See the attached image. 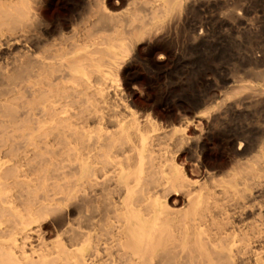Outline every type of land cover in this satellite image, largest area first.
I'll return each instance as SVG.
<instances>
[{
	"label": "bare ground",
	"instance_id": "1",
	"mask_svg": "<svg viewBox=\"0 0 264 264\" xmlns=\"http://www.w3.org/2000/svg\"><path fill=\"white\" fill-rule=\"evenodd\" d=\"M40 1L0 0V264H264V101L218 100L222 114L194 119L206 130L191 140L137 116L114 83L128 53L159 54L183 12L217 0H79L52 25ZM216 125L219 158L179 165Z\"/></svg>",
	"mask_w": 264,
	"mask_h": 264
},
{
	"label": "rangeland",
	"instance_id": "2",
	"mask_svg": "<svg viewBox=\"0 0 264 264\" xmlns=\"http://www.w3.org/2000/svg\"><path fill=\"white\" fill-rule=\"evenodd\" d=\"M40 1V0H39ZM49 3H48V2ZM79 0H41L40 1V9H39V17L42 18V15L44 16L42 18V21L45 22L46 24H53V22L55 23H59L58 21L62 22V19L64 17V14L62 13V5H74L75 3H77ZM220 1L222 2H226L225 5L223 4V2L220 4ZM247 1V2H246ZM250 1V2H249ZM253 1V2H252ZM256 1V3H255ZM259 1V2H258ZM59 2V3H58ZM61 2V3H60ZM218 3H216L214 5L213 3V7L210 6H206V7H202L199 8V10L195 11L193 10L192 12L194 13H187V12H183V21H180V24L178 23V26H176V28H173L172 31L170 32L168 35L164 36L161 39V43L159 45V43L157 44L155 42V44L159 45L162 47V50L159 54H152L150 53L148 50H144L139 54L138 56H135L133 53L130 54L128 53V57L125 58V67H123L122 69H120L118 71V73L115 74V87H116V92L118 94V96L121 98L122 97V101L125 104H128V106H132L131 108L137 112V116L139 115H146L148 116L150 119H152L153 121L158 122L159 124H162L161 126L167 127V126H174L176 127L178 130H184V134L186 135V137H188L189 139H194L193 137H195V135L197 136L198 133L200 132H204L206 129L205 127L200 124H196L194 119H206L209 117H218V115L222 114L219 109L217 104H219L218 100H220L221 102H227L228 101H232L229 104L230 105H234V102H238V100L243 99L242 96L245 94L247 97L250 95V99H252V96L254 97L255 95V99L256 100H261L264 101V82L258 78H255L254 76L256 75L255 73H262L264 71V29L263 28H259L258 26L262 25L264 23V15L262 16L261 14H264V4H262V2L264 3V0H241L238 2H236V0H217ZM234 2V3H233ZM243 2V3H242ZM246 2V3H244ZM249 2V3H248ZM252 2V4H251ZM45 3V4H44ZM231 3V4H230ZM237 3V4H236ZM44 4V5H43ZM49 4V5H48ZM52 4V5H51ZM235 6H232V5ZM240 4V5H239ZM242 4V6H241ZM223 5V6H222ZM231 5V6H229ZM242 8H240L239 6ZM257 5V6H256ZM261 5V6H258ZM263 5V8H262ZM216 6L218 9L216 8ZM222 6V7H221ZM225 6V7H224ZM228 6V7H227ZM254 6L256 10H254V8L252 7ZM57 7V8H56ZM58 7H60L58 9ZM230 7H234L232 9H230ZM237 7V8H236ZM250 7V8H248ZM258 7V9H257ZM46 8V9H45ZM213 10H212V9ZM224 8H229V9H224ZM253 8V9H252ZM58 9V10H57ZM208 9V11L206 12V10ZM218 9V11H217ZM237 9V10H236ZM241 9V10H240ZM244 9L246 11H244ZM230 10V11H229ZM240 10V11H239ZM243 10V11H242ZM253 12H252V11ZM199 11V13H198ZM210 11V12H209ZM236 11V12H235ZM248 11V12H247ZM41 12V14H40ZM203 12V13H202ZM229 12H233V18L230 17L229 18H222V14L223 13H229ZM242 12V14H241ZM252 12V13H251ZM211 13H214L211 14ZM216 13V14H215ZM238 13V14H237ZM247 13V14H246ZM260 15H259V14ZM192 16H191V15ZM208 14V15H207ZM235 14V15H234ZM246 14V15H245ZM254 14V15H253ZM257 14V15H255ZM57 15V17H56ZM61 17H60V16ZM186 15V16H185ZM188 15V16H187ZM204 15V17H203ZM212 15V16H211ZM242 15V16H241ZM249 15V16H248ZM194 16V18H193ZM219 16V17H218ZM239 16V17H237ZM245 16V17H244ZM251 16H253L252 18H250ZM259 16V17H258ZM189 17V18H186ZM192 17V18H191ZM198 19H197V18ZM206 17V18H205ZM212 17V19H211ZM248 17V18H247ZM257 17V18H256ZM261 17V18H260ZM60 18V20H59ZM193 21H191L190 20ZM203 18V20H202ZM217 18V19H216ZM243 18V20H242ZM250 18V19H249ZM260 18V22L258 20L255 21V19ZM45 19V20H43ZM58 21H56V20ZM192 22H190L189 20ZM198 23H197V21ZM205 19H207L208 21H210L209 23H205ZM224 19V20H223ZM238 19V20H237ZM248 19V20H247ZM254 19V20H253ZM49 20V21H48ZM51 20V21H50ZM195 20V21H194ZM216 22H215V21ZM223 20V21H222ZM247 20V23L245 24ZM48 21V23H47ZM189 21V22H188ZM219 21V22H218ZM228 21V22H227ZM242 21V22H240ZM250 21V22H249ZM254 21V22H253ZM258 21V22H257ZM183 22V23H182ZM203 22V24H202ZM212 22V23H211ZM226 22V23H224ZM230 22V23H229ZM233 22V23H231ZM238 22V23H236ZM257 24H256V23ZM186 23V24H185ZM196 26H195V24ZM214 23V24H213ZM216 23V24H215ZM220 23H222L220 25ZM184 24V25H183ZM233 24V26L231 25ZM255 24V25H254ZM192 31H190L188 28ZM195 26V31H193L192 27ZM199 25V26H198ZM205 25V27H204ZM207 25V26H206ZM211 25V26H210ZM216 25V27H215ZM220 25V26H219ZM228 25V27H227ZM244 25V27H243ZM247 25V26H246ZM250 25V26H249ZM264 25V24H263ZM185 26V27H183ZM219 26V27H218ZM226 26V27H225ZM230 26V27H229ZM232 26V27H231ZM239 26V27H237ZM254 26H257L256 28ZM218 27V28H217ZM223 27V29H222ZM249 27V28H248ZM252 27V28H251ZM262 27V26H261ZM181 28V29H179ZM186 30H185V29ZM201 28V31H200ZM208 28V30H207ZM210 28V29H209ZM226 28V29H225ZM243 28V29H242ZM245 28V29H244ZM248 28V29H246ZM255 28V29H254ZM205 29V30H204ZM213 29V31H212ZM217 29V30H216ZM252 29V30H251ZM258 29V30H257ZM260 29V30H259ZM180 30H182L180 32ZM186 33H185V31ZM227 30V31H226ZM229 30V31H228ZM257 30V31H256ZM263 30V31H262ZM190 31V32H189ZM212 31V32H211ZM225 31V32H224ZM234 31V32H233ZM253 33H252V32ZM181 34H180V33ZM189 32V33H187ZM199 32V33H198ZM201 32V33H200ZM205 32H207L208 34H206ZM216 32V33H215ZM219 32V33H218ZM238 32V33H237ZM249 32V33H248ZM256 32V33H255ZM263 32V33H262ZM174 35H173V34ZM185 36H184V34ZM242 33V34H241ZM255 33V35H254ZM259 33V34H258ZM176 34V35H175ZM194 34V35H193ZM196 34V36H195ZM198 34V35H197ZM200 34V35H199ZM204 34V35H203ZM206 34V35H205ZM224 34V35H223ZM192 35V36H191ZM204 36V37H200V36ZM181 36V37H180ZM183 36V37H182ZM186 36L188 38L191 37L192 41L190 38H188L186 40ZM200 38H199V37ZM212 37L211 38H209ZM216 36V37H215ZM179 39H177V38ZM185 37V38H184ZM195 37V38H194ZM176 38V39H175ZM198 38V39H197ZM203 38V39H202ZM208 38V39H207ZM173 39V40H172ZM167 40V41H166ZM178 40V41H176ZM184 40V41H183ZM189 40V41H188ZM196 40V41H195ZM200 40V41H197ZM158 41V42H159ZM166 41V42H165ZM169 41V42H168ZM172 41V42H171ZM176 41V42H175ZM186 41V42H185ZM209 41V42H208ZM211 41V42H210ZM215 41V42H214ZM220 41V42H219ZM222 41V42H221ZM174 42V45H173ZM182 42V43H181ZM184 42V43H183ZM188 42H192V43H188ZM197 42V44L195 43ZM201 42V43H200ZM166 43V44H165ZM180 43V44H179ZM207 44L205 46V44ZM218 43V44H217ZM153 44V43H152ZM163 44V45H162ZM170 44V46H168ZM172 44V45H171ZM179 44V46H178ZM184 44V47L183 45ZM186 44V45H185ZM187 44H188V48H187ZM196 44V45H195ZM200 44V45H199ZM203 44V45H202ZM212 44V45H211ZM154 45V44H153ZM167 45V46H166ZM176 45V46H175ZM190 45V46H189ZM198 45V46H197ZM163 46H165V50L163 48ZM173 46V47H172ZM193 46V47H192ZM197 46V47H194ZM201 46V48H200ZM210 48H209V47ZM167 47V48H166ZM172 47V48H171ZM178 47V48H177ZM187 49H186V48ZM199 47V48H198ZM204 47V48H203ZM174 48V49H173ZM177 48V50H176ZM193 48V49H192ZM197 48V49H196ZM149 49V47H148ZM180 51H179V50ZM185 50V51H184ZM210 50V51H209ZM168 51V52H167ZM172 51V52H171ZM178 51V54H177ZM188 51V52H187ZM201 51V52H200ZM208 51V52H207ZM145 52V53H144ZM167 52V53H166ZM185 54H183V53ZM190 52V53H189ZM193 52V53H192ZM200 54H199V53ZM210 52V53H209ZM143 53V54H142ZM162 53V54H161ZM148 54V55H147ZM166 54V55H165ZM180 54V55H179ZM192 54V55H191ZM203 54V55H202ZM145 55V56H144ZM176 57H175V56ZM140 56H142L143 58H141ZM156 56V57H155ZM167 56V57H166ZM178 56V60L176 59ZM180 56V57H179ZM132 57V58H131ZM146 57V58H145ZM152 57V58H151ZM173 57V58H172ZM182 57V58H181ZM135 58L138 61V64L136 65L137 61H134ZM139 58H140V62H139ZM167 60H166V59ZM169 58V59H168ZM196 60H195V59ZM258 58V59H257ZM260 58V59H259ZM262 58V59H261ZM132 59V60H131ZM143 59V60H141ZM176 60V62L174 63V61ZM185 59V60H184ZM199 59V60H198ZM201 59V60H200ZM150 60V61H149ZM152 60V61H151ZM155 60V61H154ZM171 60V61H169ZM182 60V61H181ZM126 61H128L126 63ZM131 61V62H130ZM154 61V62H153ZM159 61V62H158ZM166 63L167 61V64ZM187 63H185V62ZM256 61V62H255ZM258 61V62H257ZM261 61V62H260ZM148 64H147V63ZM196 64H195V63ZM260 62V63H259ZM263 62V64H262ZM136 65H134V64ZM163 63V64H162ZM179 63V66H178ZM184 63V65H183ZM192 63V64H191ZM198 63V64H197ZM207 63V64H206ZM141 64H143L142 66L145 68L143 69V67L141 66ZM151 64V65H150ZM174 65V66H170ZM249 66L247 68V66ZM253 64V65H252ZM261 64V65H260ZM128 65V66H127ZM145 65V66H144ZM159 65V66H158ZM161 65V66H160ZM187 65V66H186ZM258 67H257V66ZM177 66V67H176ZM183 66V67H180ZM197 66V67H196ZM246 66V67H245ZM251 66V67H250ZM254 66V68L252 67ZM263 66V67H260ZM137 67V68H135ZM139 67V68H138ZM141 67V69H140ZM169 69H166V68ZM175 67V70L173 68ZM180 67V68H179ZM201 67V68H200ZM260 67V68H259ZM149 68H151L152 70L150 71ZM156 68V69H155ZM163 68H165V71L163 72L162 70H164ZM179 68V69H177ZM247 68V70H246ZM257 68V69H256ZM171 69V70H170ZM197 71H196V70ZM250 69V70H249ZM255 69L256 72L253 70ZM135 70V71H134ZM168 70V71H167ZM122 71V72H121ZM126 71V72H125ZM132 71V72H131ZM151 73H150V72ZM162 71V72H161ZM170 71V72H169ZM244 71L246 73H244ZM258 71V72H257ZM125 72V73H124ZM130 72V73H129ZM134 72V73H133ZM154 72V73H153ZM162 74H161V73ZM169 72V73H166ZM133 73V74H132ZM140 73V74H139ZM142 73V74H141ZM157 73L156 77L155 74ZM174 73V74H173ZM249 73V74H248ZM254 73V74H253ZM124 74V77H123ZM126 74V75H125ZM146 74V75H145ZM167 74V75H166ZM170 74V75H169ZM247 74V75H246ZM117 75V76H116ZM121 75V76H120ZM135 75V76H133ZM141 75V76H140ZM153 76L152 78H150V76ZM181 75V76H180ZM130 76V77H128ZM133 76V77H131ZM159 76V78H158ZM161 76H163L164 78H162ZM119 79H118V78ZM122 77V78H121ZM139 77V79H138ZM246 77V78H245ZM158 81H155L156 79ZM170 78V79H169ZM172 78V79H171ZM243 80H242V79ZM122 79V80H121ZM136 79V80H135ZM150 81H148V80ZM161 79V80H160ZM165 79V80H164ZM168 79V80H167ZM248 79V80H247ZM136 81V82H133ZM234 80H238L237 82ZM251 80V81H250ZM253 80V81H252ZM124 81V82H123ZM132 81V82H129ZM152 81V82H151ZM155 81V82H154ZM241 81V82H240ZM249 81V82H248ZM129 82V83H128ZM151 84H150V83ZM240 82V83H239ZM154 83V84H153ZM161 83V84H160ZM177 83V84H176ZM235 83V84H234ZM243 83V84H242ZM132 84V85H131ZM248 84V85H247ZM254 84V85H253ZM127 85V86H126ZM132 87H131V86ZM149 85V86H148ZM154 85V87H153ZM156 85V86H155ZM242 85V86H241ZM245 85V86H244ZM258 85V86H257ZM120 86V87H119ZM125 86V87H123ZM237 86V87H236ZM251 86V87H250ZM127 87V88H126ZM153 87V88H152ZM242 87V89H240ZM247 89H246V88ZM259 87V88H258ZM235 88V89H232ZM238 88L240 90H238ZM255 88V89H254ZM263 88V89H261ZM175 89V90H174ZM231 89V90H230ZM124 90V91H123ZM133 90V91H132ZM231 92H230V91ZM233 90V91H232ZM237 90V91H236ZM245 90V91H244ZM255 90V91H254ZM261 90V91H258ZM154 91V92H153ZM249 91V92H247ZM252 91V92H251ZM254 91V93H253ZM263 91V92H262ZM119 92V93H118ZM132 92V93H131ZM220 92V93H219ZM228 92V93H227ZM240 92V93H239ZM120 93H122L124 96L120 95ZM130 93V94H129ZM215 93L219 94L218 96L215 95ZM224 93V95H223ZM227 93V94H226ZM236 93V94H235ZM249 93V94H247ZM256 93V94H255ZM261 93V94H259ZM129 96H127V95ZM254 94V95H253ZM228 97H227V96ZM131 96V97H130ZM217 96V97H216ZM232 96V97H231ZM127 97V98H126ZM151 97V98H150ZM158 97V98H157ZM225 97V98H224ZM245 97V96H243ZM246 97V98H247ZM207 98V99H206ZM211 98V99H210ZM217 98V99H216ZM220 98V99H219ZM223 98V100H222ZM238 98V99H237ZM244 98V99H246ZM258 98V99H257ZM124 99L126 101H124ZM128 99V100H127ZM157 101H155V100ZM225 99H227L228 101H225ZM149 100V101H148ZM160 101V102H159ZM168 101V102H167ZM205 101V102H204ZM212 101V102H211ZM133 102V103H132ZM141 102V103H139ZM154 102V103H153ZM158 102V103H155ZM166 102V104H165ZM192 102V103H191ZM201 102V103H200ZM207 102V103H206ZM209 102V103H208ZM218 102V103H216ZM220 102V103H221ZM139 103V104H138ZM143 103V104H142ZM186 103V104H185ZM196 103V104H195ZM207 104L206 105L204 104ZM212 105H209V104ZM215 103V104H214ZM136 104V105H135ZM138 104V106H137ZM157 104V105H156ZM201 104V106H200ZM149 105V106H148ZM185 105V106H184ZM187 105V106H186ZM204 107H203V106ZM216 107H215V106ZM138 108H135V107ZM146 106V107H145ZM178 106V107H177ZM197 106V108H196ZM145 107V108H144ZM162 107V108H161ZM184 107V108H183ZM196 109H195V108ZM202 107V108H201ZM211 109H210V108ZM215 107V108H214ZM147 108V109H146ZM152 108V109H151ZM179 108V109H178ZM192 108V109H191ZM213 108V109H212ZM235 108H239V106H237V104L235 105ZM234 108V109H235ZM136 109V110H135ZM140 109H143L142 111H139ZM150 109V110H149ZM198 109V111H197ZM210 109V110H208ZM168 110V111H167ZM207 112H205V111ZM214 110V111H212ZM216 110V111H215ZM238 110V109H236ZM139 111V112H138ZM210 111V112H209ZM219 111V112H218ZM189 112V113H188ZM199 112V113H198ZM163 113V114H162ZM165 113V114H164ZM197 113V114H195ZM209 115V116H207ZM213 113V114H212ZM216 113V114H215ZM188 114V115H187ZM195 114V115H194ZM232 114V113H227ZM227 114L223 115L224 117L227 116ZM183 115V116H182ZM198 115V117H197ZM204 115V116H203ZM211 115V116H210ZM216 115V116H215ZM170 116V117H169ZM190 116V117H189ZM192 116V117H191ZM203 116V117H202ZM163 117V118H162ZM168 117V118H167ZM195 117V118H193ZM231 115H229V117H226L228 120H230ZM193 118V120H192ZM213 118V119H214ZM159 120V121H158ZM169 121V122H168ZM179 121V122H178ZM191 121V122H190ZM161 122V123H160ZM167 122V123H166ZM183 122H189L191 125H189L188 127H186L185 125H183ZM166 123V124H165ZM173 124V125H172ZM175 124V125H174ZM195 124V125H194ZM192 126V127H191ZM199 126V127H198ZM219 125H216V130H215V134L213 133L210 141L207 143L208 145L206 146L205 149H196V147H194L193 145L191 146H186L183 147L180 151H178V153L175 154V160L179 165L182 166H186L188 164H194L195 161H205L209 160V162H215L218 158H219V150H218V146H216V141H218L219 138H221L224 134V130L222 131L221 127L219 128ZM186 128V129H185ZM197 134H195L193 132ZM197 129V130H196ZM203 129V130H202ZM220 129V131H218ZM219 134H218V133ZM192 133V134H191ZM195 134V135H194ZM189 135V136H187ZM220 135V137H219ZM217 136V137H216ZM215 137V138H214ZM214 140V141H212ZM194 142V141H193ZM211 142V143H210ZM212 144V145H211ZM215 144V145H213ZM239 147V144H237ZM209 146V147H208ZM211 146V147H210ZM194 147V148H193ZM189 149V151L187 152V150ZM208 149V150H206ZM184 150L186 152H184ZM192 150V151H190ZM195 150V151H194ZM199 150V151H197ZM206 150V151H205ZM211 150V151H210ZM216 151H218L216 153ZM196 152V153H194ZM185 153V154H184ZM193 153L194 155L190 154ZM205 153V155H204ZM210 153V154H209ZM190 154V155H189ZM177 155V156H176ZM207 155V156H206ZM211 155V156H210ZM216 157H215V156ZM182 156V157H181ZM189 156V157H188ZM193 157L194 159L190 158ZM178 157V158H177ZM181 157V158H180ZM186 159H185V158ZM188 157V159H187ZM200 157V159H199ZM207 157V158H206ZM215 157V158H214ZM212 158V159H211ZM199 159V160H198ZM202 159V160H201ZM213 160V161H212ZM180 162V163H179Z\"/></svg>",
	"mask_w": 264,
	"mask_h": 264
}]
</instances>
